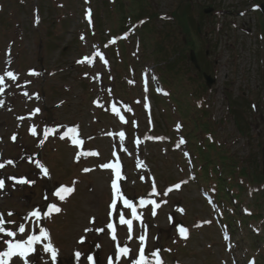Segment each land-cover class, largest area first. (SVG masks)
Returning <instances> with one entry per match:
<instances>
[{"label":"rangeland","instance_id":"1","mask_svg":"<svg viewBox=\"0 0 264 264\" xmlns=\"http://www.w3.org/2000/svg\"><path fill=\"white\" fill-rule=\"evenodd\" d=\"M9 1L0 0V162L14 163L0 168V179L5 180L0 214L5 221L15 222L6 223V229L25 224L26 232L18 233L15 239L24 240L44 227L58 250L59 264H77L75 251L83 254L78 264H89V254L96 255L98 264H107L115 250L106 228L111 222L121 246L127 241L131 249L129 258H122L119 264H130L140 247L138 237L145 231L146 255L159 248L167 264H264V205L259 219L224 225L204 187L213 184L203 181L199 174L191 179L201 164L194 160L182 133L176 130L175 139L164 141V132L178 125L180 113L160 85L152 48H142L138 39L128 34L126 70L116 60L117 51L112 55L104 50V42L121 33L116 28L125 16L129 21L136 15L152 18V11L157 14L155 29L172 35L175 22L162 16L180 4L183 7L186 0ZM188 1L206 32L204 41L195 42L198 63L216 77L212 87L201 91V107L209 111L217 143H223L236 158L250 161V169L257 170L264 166V27L261 13L250 7L259 0ZM208 7H212L209 16L200 15ZM183 17L186 21L189 18L186 14ZM177 27L178 36L169 37L166 45L181 50V56L188 59L191 47L185 45V34ZM141 28L144 32L154 29L150 20ZM183 60V69L187 68L184 73L196 75L189 61ZM175 63L179 65L178 60ZM7 71L15 80L4 75ZM192 83L191 91L196 81ZM121 84L128 96L122 94ZM152 92L163 100L153 98ZM230 101L234 113L228 110ZM238 117L249 126L247 135L239 132ZM71 127H77L78 134L65 135ZM45 129L51 130L46 139ZM73 136L79 144L72 143ZM38 157L48 176L36 166L40 164ZM105 163L118 166L117 186L124 198L131 205L141 199L155 201L159 204L155 215L152 203L140 209L141 219H133L130 208L119 198L110 208L111 181L116 176L112 169L101 167ZM9 177H24L35 183L18 184ZM73 180L75 191L61 202L55 196L56 189L72 186ZM263 192L262 186L248 185L239 207L255 211V197L262 202ZM47 204H57L61 211L44 217ZM244 208L240 215L247 214ZM33 211L40 213L39 220H24ZM120 215L132 219L131 240L127 225L119 222ZM92 218L94 223L89 222ZM178 223L188 229L187 239L180 238ZM88 228L93 231L85 232ZM101 228L104 231L97 235L95 229ZM81 236L85 237L83 244L78 243ZM0 238L11 239L2 234ZM97 243L99 249L94 247ZM4 249L6 245L0 242V250ZM29 260L51 264L42 244L36 245ZM11 264L23 261L14 257Z\"/></svg>","mask_w":264,"mask_h":264},{"label":"snow or ice","instance_id":"2","mask_svg":"<svg viewBox=\"0 0 264 264\" xmlns=\"http://www.w3.org/2000/svg\"><path fill=\"white\" fill-rule=\"evenodd\" d=\"M82 39H83V37H82ZM96 55H99V53H96ZM85 59L87 60L88 58L85 57ZM101 59H103V57H101ZM83 62L84 61H78V63H83ZM88 63L91 64V60H88ZM30 74H35V73H30ZM4 75H6L7 77H9L13 80H15V78H16L11 71L5 72ZM0 81H3V76H0ZM0 91H2V89H0ZM38 111H39V109L35 110V112H38ZM121 119H123V117H121ZM30 131L32 132L33 135H35V131L33 129H30ZM50 131H51L50 129H45V132H44L45 139L47 138ZM68 133L78 134L77 127L69 128L68 132L65 133V135H67ZM120 137H121V139H123L124 134L120 133ZM63 138L64 137L61 136V139H63ZM12 139L13 140L16 139L15 134L12 136ZM42 143H43V140H41V144ZM72 143L73 144H79L80 141L78 139H76L75 136H73L72 137ZM89 154L90 155H97V153H89ZM113 155H115V153H113ZM78 156H79V154H78ZM13 163L14 162L12 160H8L6 162H0V168L5 167L6 164H13ZM36 166L41 170V173L44 176H48V170L42 164L37 163ZM101 167H103L105 169H112L113 173L116 176V179H113L111 181L113 199H112V204L110 205V208H113L116 206L117 198H119V199L123 200V204L126 207L132 209L133 219H141V217L137 215L135 207H133L131 205V203L129 202V200L125 199L123 194L120 193V191H119V188L117 186V180L120 178L118 166L115 164H112V163H105V164L101 165ZM84 171H90V169H84ZM9 179L14 180L18 184H29V185H31V184L35 183L34 181H30L24 177H20V178L9 177ZM75 183H76V181L73 180L71 182L72 186L61 185L60 187H58L56 189L55 196L58 197L61 202H63L67 198V196L71 195L75 191V187H74ZM4 187H5V180L0 179V191H3ZM179 187H180L179 184L175 185L176 189H179ZM168 191H171V189H169ZM153 192H155V188H153ZM165 194H167V192H165ZM146 203H152L153 215H155L156 214L155 209L157 207H159V204H157L155 201H145L143 199L140 201L141 205H144ZM46 207H47V211L43 213L44 217H50L51 214L59 213L61 211V208L57 204H47ZM178 210L183 212L182 209H178ZM8 215L11 216V215H13V213L9 212ZM109 215L111 217V212L109 213ZM31 217H36L37 221H38L40 218V213L38 211L29 212L24 217V220H28ZM89 222L94 223V218L90 219ZM119 222L121 224L127 225V227H128V240H131L132 239V219H125V217L123 215H120ZM6 223H15V222L14 221H5L3 219V214H0V234H2L3 236H7V237L11 238L8 240H2V238H0V242H2L3 244L6 245V249L0 250V264H11V261L14 257H19L23 261V264H34V261L29 260V256L36 251V245L37 244H42L43 251L49 255L51 264H59L58 250L55 247H53V245L51 244L50 234L46 228L39 227L38 234H28L26 239L18 240V239H15L17 234L18 233L24 234L26 232L25 224L21 223L17 229H6L4 227V225ZM196 226H199V225H196ZM106 228L109 230L110 239L113 242H115V250L112 254H110L108 256L107 264H119V262L122 258H124V259L129 258V255L131 253V249L127 246V241L125 242V244L123 246H121V244L119 243L117 236L115 234L114 226L111 222H109L106 225ZM145 228H146V226H145ZM91 231H93L92 228L85 229V232H91ZM95 231H96L97 235H99L101 232L104 231V228L95 229ZM178 231H179L181 238L187 239V237H188L187 228L180 227ZM138 240L140 242V247H139V250H138L136 256H134L130 259V264H167V262L162 259V250L159 248H156L151 253L146 255V253H145V246H146V240H147L146 231L144 232V234H141L138 237ZM44 241H48V242L43 243ZM84 241H85V237L81 236L78 243L83 244ZM94 247L96 249H99L100 244L97 243L94 245ZM73 255H74V258L78 264L79 259L83 254L80 251H75ZM149 256H151L153 259L149 260V258H148ZM87 260H88L89 264H98V259H97L95 254H89L87 256ZM46 264H47V262H46Z\"/></svg>","mask_w":264,"mask_h":264},{"label":"trees","instance_id":"3","mask_svg":"<svg viewBox=\"0 0 264 264\" xmlns=\"http://www.w3.org/2000/svg\"><path fill=\"white\" fill-rule=\"evenodd\" d=\"M174 15L177 21H179V25L181 26L180 30L183 31L187 36L185 39V45H189L188 47H194L195 44L194 41L190 38V31L187 29V27H183V25L186 24V22L182 20L183 15H180L179 13H174ZM162 46L163 45L160 43L157 44L158 52H161V50L163 51ZM173 53H175L174 55L177 58L183 57L181 56V50H178V53L177 51L175 52L173 50ZM166 65L167 67H169L167 69L168 72L166 73L169 75V77L165 78L167 86H174L175 80L182 89V92L175 100L181 99L182 102L188 100L189 92L185 84L186 78L183 74L178 72V70L182 71V65L180 63L179 65L171 64V62H167ZM234 106H237V104H234ZM186 107H189L190 109L189 105H186ZM229 108L230 111L234 113L232 105H229ZM193 115L195 116V118L191 120L186 113L183 114L186 119L193 122V127L191 130L200 129L201 136L205 141V145L203 147L199 146L203 142V140L198 141V147L196 148L198 152L197 154L201 158V166L199 167L198 172L200 173L203 180L207 182H213L216 189L214 191L215 197L219 201L220 205L223 207L234 208L232 209L234 214H232L238 215L239 210L237 209L236 201L240 198L241 194L246 189L244 185L257 184L264 187V166L261 165L257 170L250 169V161L239 160L235 156L229 154L224 148H222L221 145H217L213 142V140L209 141L208 136L214 135V130L209 126V123L207 121L208 112L206 111V109H196ZM235 122L239 129V132L243 134L246 133L247 135L248 131L245 132L238 118L235 119ZM247 130H249V128ZM261 148H263V146ZM261 152L264 156V150H262ZM235 188L236 191H234ZM261 197L263 201L258 202V197L256 196L255 206L257 212H260L259 210L264 205V192L262 193ZM233 200H235V202H233ZM257 212H254L251 217L256 218Z\"/></svg>","mask_w":264,"mask_h":264},{"label":"water","instance_id":"4","mask_svg":"<svg viewBox=\"0 0 264 264\" xmlns=\"http://www.w3.org/2000/svg\"><path fill=\"white\" fill-rule=\"evenodd\" d=\"M190 57H191V61L195 64L196 67H198V64H197V61H196V56H195V53L193 50L190 51ZM204 77L206 79V83L208 86H211L215 79L212 78L211 76L207 75V74H204Z\"/></svg>","mask_w":264,"mask_h":264}]
</instances>
